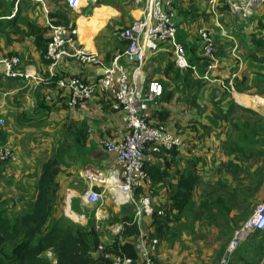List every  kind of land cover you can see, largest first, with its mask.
Returning <instances> with one entry per match:
<instances>
[{
	"label": "crops",
	"instance_id": "crops-1",
	"mask_svg": "<svg viewBox=\"0 0 264 264\" xmlns=\"http://www.w3.org/2000/svg\"><path fill=\"white\" fill-rule=\"evenodd\" d=\"M172 8L176 38L184 44L193 69L175 65L167 42L148 50L138 68L126 58L127 41L121 30L141 16L142 5L135 0H99L76 10L63 0H0V116L6 121L0 139L9 141L15 151L12 161L0 163V206L7 214L19 213L31 203L41 163L59 152L58 189L50 219L71 213L76 216L69 215L72 219L86 225L90 210L95 209L97 217L112 216L113 231L122 217L134 216L132 205L115 206L108 197L101 204L90 203L83 197L87 182L78 171L116 166L115 156L100 141L116 136L123 122L121 112L112 108L104 94L76 105L67 103L68 91L58 86L57 79L75 75L95 81L102 68L65 57L50 69L45 57L46 19L62 21L64 17L73 23L78 41L97 52L103 63L120 54L119 62L131 81L144 88L148 80H159L163 94L152 107L154 122L160 120L158 111H167L162 122L193 145L186 153L150 154L145 162L146 167L168 173L163 179L151 178L149 185L136 191V196L148 195L158 208L180 174L193 170L198 175L191 197L198 206L197 215L180 228L175 239L169 238L172 227L158 238L156 262L221 264L234 227L248 217L264 193V20L240 19L220 5L214 14L205 1L174 0ZM205 14L210 15L206 30L219 60L208 80L200 78L207 61L200 52L199 35L194 40L195 32L204 28L190 21ZM189 47L201 58L194 60ZM12 54L20 56L22 67L32 74L28 80L3 75L1 60ZM218 159L224 166H217ZM151 220L144 216L140 226L149 236ZM263 232L245 240L227 264H264ZM114 233L109 237L104 232L101 241H111Z\"/></svg>",
	"mask_w": 264,
	"mask_h": 264
},
{
	"label": "built area",
	"instance_id": "built-area-1",
	"mask_svg": "<svg viewBox=\"0 0 264 264\" xmlns=\"http://www.w3.org/2000/svg\"><path fill=\"white\" fill-rule=\"evenodd\" d=\"M73 10L85 4L99 0H63ZM142 5L141 16L134 19L121 30V36L127 41L125 56L136 62L137 68L142 64L148 50H154L162 42L170 44L175 65L179 69H193L184 45L177 40V23L172 8L174 0H135ZM205 1L212 13L216 14L217 6H226L240 19L264 20V0H197ZM49 30L45 57L50 69L65 57L74 58L82 64L101 65L102 73L95 81H88L71 75L57 79L60 88L67 89L69 105H76L95 96L104 94L111 100V106L121 112L123 127L113 138H103L101 146L115 156L116 166L108 170L83 168L78 171L79 177L87 182L83 197L90 203L101 204L108 197L115 206L132 205L134 207L133 222L139 228L144 216H151L154 209L148 195L136 196V191L151 183L145 169V162L150 154L162 151L179 150L187 152L191 142L185 137L171 132L163 122H154L152 107L156 106L163 94V86L159 80L150 79L145 87L139 86L129 79L124 65L119 62L120 54L115 55L109 63H103L99 54L82 45L75 33L72 22L55 23L46 19ZM202 45V53L208 57L205 72L201 78L208 80L209 74L219 65L215 56L213 39L206 29L198 31ZM3 75L9 78L28 80L32 74L22 67L20 56L12 54L1 60ZM5 118L0 116V129L5 125ZM15 158L13 145L0 139V163H7ZM96 187H101L98 191ZM158 210L157 214H162ZM122 224L114 226L119 232ZM264 230V193L251 215L233 229L223 255L221 264H227L231 256L256 231ZM159 240L140 230L134 242L138 264H158L156 253ZM133 263L131 258L120 260L114 258L113 264Z\"/></svg>",
	"mask_w": 264,
	"mask_h": 264
},
{
	"label": "trees",
	"instance_id": "trees-1",
	"mask_svg": "<svg viewBox=\"0 0 264 264\" xmlns=\"http://www.w3.org/2000/svg\"><path fill=\"white\" fill-rule=\"evenodd\" d=\"M62 19L52 18V21L69 22L64 17ZM46 46L47 43L45 51ZM202 57L208 63V57L203 53ZM158 114L160 120L156 122H162L168 112L160 110ZM192 147L193 145L187 152ZM162 152L186 153L175 149ZM60 157L58 152L41 163L34 186V197L26 208L19 213L7 214L0 206V264H113L115 257L120 260L131 258L133 263L136 262L138 256L134 242L140 234V228L132 217L121 218L122 228L114 233L109 242L101 241L100 234L90 223L81 225L65 217L50 219L58 189L56 175L60 169ZM145 169L153 180L163 179L168 175L166 169L160 170L156 166H145ZM197 180L198 175L193 170L180 174L167 200L159 208H155L151 215V237L161 238L168 232V217L171 212L181 214L187 209ZM158 210L163 213L157 214ZM254 234L261 233L256 231ZM8 243L11 244L10 249L6 248Z\"/></svg>",
	"mask_w": 264,
	"mask_h": 264
},
{
	"label": "rangeland",
	"instance_id": "rangeland-1",
	"mask_svg": "<svg viewBox=\"0 0 264 264\" xmlns=\"http://www.w3.org/2000/svg\"><path fill=\"white\" fill-rule=\"evenodd\" d=\"M171 5H173V2H172ZM133 9H134V7H133ZM117 10H118V13H121V10H119V9H117ZM209 17H210L209 14H205L203 16L197 15L194 18H191L190 21L191 22H197L196 24L193 23V26H195V27H202L204 29H207L208 28L209 21H210ZM125 26L126 25H124L123 27H125ZM198 35H199V33H196L195 32V38H194V40H197L198 39ZM199 45H201V44H199ZM189 50L192 51L193 54L195 55L194 60L197 59V58H201L200 56L198 57L196 55V54L199 53L198 51H195L196 49H193L192 47H189ZM217 163H218L217 166H224V163L221 162V160H219V159L217 160ZM202 164L203 165L204 164L206 165L207 163L205 161H203ZM165 195H166V197L168 196V191L165 193ZM158 206L159 205H152L153 209L158 208ZM205 206H206V208H208V204L207 203H205ZM197 209H198V206L196 205V203L193 202V201H191L190 204L188 205L187 209L183 213L180 214V213H177L176 211H173V212H171L169 214L168 222H171V225H169L168 227L169 228L172 227V230L169 233V238L170 239H175L177 237V234H178L180 228L184 224H189L190 223L192 217L195 216V215H197ZM253 209H254V207H253ZM253 209H252V212H253ZM94 213H95V209L90 210V213L88 214L89 217L87 218V223H90L91 225H94L95 229L97 230V232L100 235L103 234L104 232H107L108 235H109V237H110V233H113V231L110 228V225L114 221L113 218H112V216H107L106 218H101L99 216L98 217L95 216ZM251 213L248 215V217L251 215ZM65 218H67L68 220H70L72 222L78 223L77 220L72 219L69 215L65 216ZM182 218H184V219H182ZM234 228H236V227H234ZM158 245H159V243H158ZM10 247H11V244L8 243L6 245V248L7 249H10Z\"/></svg>",
	"mask_w": 264,
	"mask_h": 264
},
{
	"label": "bare ground",
	"instance_id": "bare-ground-1",
	"mask_svg": "<svg viewBox=\"0 0 264 264\" xmlns=\"http://www.w3.org/2000/svg\"><path fill=\"white\" fill-rule=\"evenodd\" d=\"M67 213H69V210H67ZM72 217H76L74 214L69 213Z\"/></svg>",
	"mask_w": 264,
	"mask_h": 264
}]
</instances>
